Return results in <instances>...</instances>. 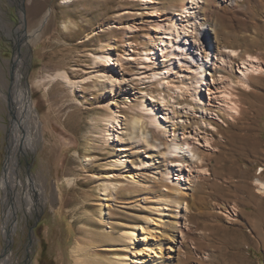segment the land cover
<instances>
[{"label": "rangeland", "instance_id": "rangeland-1", "mask_svg": "<svg viewBox=\"0 0 264 264\" xmlns=\"http://www.w3.org/2000/svg\"><path fill=\"white\" fill-rule=\"evenodd\" d=\"M144 1L23 0V22L18 3L0 0V256L12 243L16 264H105L116 253L98 246L115 238L127 243L117 258L128 263L132 249L125 232L134 230L136 252L141 248L139 256L153 264L162 261L161 236L167 254L168 240L175 241L170 264H264V192L257 182L264 181V0H184L188 16L180 13V0ZM171 17L188 26V52L161 50ZM19 27L22 37L16 36ZM204 42L215 52L231 48L237 55L209 67L200 106L181 91L191 81L193 57L200 50L204 55ZM107 44L109 67L102 62ZM19 53L27 58L23 81L44 126L38 148L22 154L20 173L39 174L45 162L51 201L33 213L20 210L18 229L7 240L1 185L10 124L5 94ZM247 54L257 56L263 69L241 77ZM229 80L237 112L224 109L220 96ZM110 110L119 112L122 139L106 138L102 119ZM176 143L184 149L189 143L191 152L175 149ZM184 154L189 160L181 164L176 158ZM142 226L153 237L146 240ZM77 242L80 260L72 254ZM88 242L96 248L87 249Z\"/></svg>", "mask_w": 264, "mask_h": 264}, {"label": "bare ground", "instance_id": "bare-ground-1", "mask_svg": "<svg viewBox=\"0 0 264 264\" xmlns=\"http://www.w3.org/2000/svg\"><path fill=\"white\" fill-rule=\"evenodd\" d=\"M9 1L12 2L13 4L18 3L20 5L19 14L21 16V20L23 21L25 17L23 0H9ZM64 1L71 2L73 0H64ZM214 1L217 2V0H214ZM146 2L148 1L145 0L144 3ZM195 3H196L195 0H192V4H195ZM179 10L183 16H188L187 14H190V11L186 7V2L184 0H180ZM23 28L24 27H19L17 30H15L16 36H19V35L20 37L23 36L24 34ZM187 28H188L187 24H184L183 26H181L179 22H177V18L173 17L170 25L168 26V30L165 31V33L168 34V37L161 38V41H162L161 50L164 52L165 50L170 49L174 52H178V54L185 53V51H187V45L185 44ZM17 42H21V41H17ZM132 47H133L132 43L130 42L127 43L128 51L132 49ZM18 49L22 53V48L20 44H19ZM203 49H204V55H202L201 50H200V52L196 56L193 57L194 65H192L193 68L191 72V81L189 82L188 80L185 79L186 81H184V83H188V82L189 83L187 84V86L185 85L182 88V91L180 90L183 95L185 93H188L190 96L196 98V101L200 106L204 105L202 92H203V89H206L205 88L206 83H208L207 81H209L208 80L209 79L208 78L209 67L218 61L224 62L226 58L237 55V51L231 48H225V50H221L220 52H215L213 51V47L211 46V43L204 42ZM21 53H19V55L13 61V67H12L13 82H12V86L11 85L9 86L10 93L5 94L6 101L10 108V124L8 125V132H9V138H8L9 144L7 147L8 154H7V159L5 162V168L2 172V178H1L2 184L1 185H2V190H3V212H4L3 219H2V229L4 231V234L7 240L10 238L9 236H11L18 229V219H19L20 210H23L25 213H33L34 210L37 211L39 210V208H43L47 206L51 201L48 195V185H49L50 180L46 174L47 168L45 167V162L42 163V167L40 171L38 172L39 174H36L35 172L27 173V175L23 177L20 173L22 154L29 152V151H35L38 148L39 142L42 141L44 138L43 121L41 119L37 106L33 100L32 89L25 83V81H23V77H24V69H23L24 65L23 64H25V62L27 61V58L25 59V57H23ZM97 61H98V58H95V63ZM102 62L106 65V67H109L110 65H112L113 53L111 51V47L108 44L105 46L104 53L102 56ZM241 63L242 64L239 67L241 77H246L250 73H256L263 69L262 62L257 58V56H253L252 54H247V56H245V58L242 60ZM159 73H160L159 71L153 72L151 76L157 75ZM57 75L62 77V79L64 78L67 79L68 77L67 74H65V72L58 73ZM58 76H55V77H58ZM101 76L103 78H106L107 75L102 74ZM110 84L113 87L117 86L116 76L114 77L112 76L110 78ZM231 85L233 84H231V80H229L227 82V85H225V89L223 90L220 89L221 90L220 96H221L222 101H224V109L228 111L231 110V111L237 112L238 111L237 105L231 99L232 92L229 90V86L231 88ZM168 100L170 101V99ZM159 101H162V100H159ZM145 110L151 111L152 108L149 106H146ZM231 113L233 114V112ZM118 117H119L118 110H115L113 112L110 110V112L108 111L106 115L104 116V118L102 119L106 124L105 134H106V138L108 141L115 140L117 138H120V139L123 138V135L121 132H116L118 130L117 128L120 126ZM151 122L155 125H158L159 124L158 117H154L151 115ZM140 123H141V118L135 120L134 126L137 127ZM99 143L102 144V138L99 139ZM186 145H188V148L184 149L180 143H176L174 148L175 149L179 148L182 150L184 149L187 152H191V149L189 146L190 144L187 143ZM158 155L162 156L161 153ZM176 160L182 164L183 161H188L189 159L187 155L184 154L181 157L176 158ZM125 162L126 160L122 161V163H125ZM257 182L260 185L258 189L264 192V181L257 179ZM140 189H141V186H140ZM177 203H180V199L177 200ZM160 207L162 208L163 204H160ZM161 210H164V209H161ZM168 215L173 216L174 214L170 211ZM149 219L151 221L152 218L149 217ZM171 224L177 230L178 221L174 219L172 220ZM142 230H143L146 240L153 237L151 235L153 233H151L150 227L148 226L143 227ZM111 235H112L111 233H104L103 236L106 239H110L112 238ZM125 235L127 238H129L130 243H131L132 254L131 256H128V258H131L132 260L127 263L117 258L121 256L117 252L120 250H123L127 243L125 244V241L123 239L117 240L114 238L110 242H107L106 244H102V246L100 247L98 246V248L103 251H108V252L114 251V253H116L114 254L115 259H112L111 261H107V262L105 261V264H135V263L141 264L144 262H146V264H153L152 258H147V257L142 258L141 256H139L141 255V251H143L141 248L139 249L140 251L138 250L139 252H136L137 246H135V241H134L137 238L136 231L134 230L126 231ZM152 239H155V238H152ZM164 240H165V237L161 236L158 246L160 250V258L162 259V261H159V262L156 261V264H162V263L170 264L169 258L172 257L173 252L176 251V246L171 243V241L173 242L175 241L174 239L173 240L170 239L168 240L166 244L168 250L170 251L168 254L167 252L165 253L163 250ZM9 245L11 247L12 243H10ZM98 245H101V244H98ZM147 246H148V249H151V245L149 243H147ZM10 247H7L2 253V255L0 256V264H16L15 262L16 259L14 258V252L13 250L10 249ZM86 248L95 249L96 246L94 247L92 246L91 242H88L86 244ZM31 251H33L32 243H30L29 247L27 248V253ZM81 251H83L82 243L77 242L75 246L73 247V251H72L73 252L72 254L76 260H80V258H82ZM26 264H30L29 261H27Z\"/></svg>", "mask_w": 264, "mask_h": 264}]
</instances>
